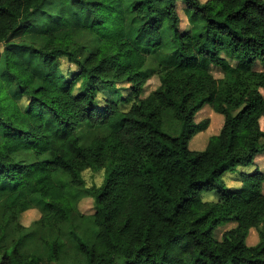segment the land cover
<instances>
[{"label":"trees","instance_id":"16d2710c","mask_svg":"<svg viewBox=\"0 0 264 264\" xmlns=\"http://www.w3.org/2000/svg\"><path fill=\"white\" fill-rule=\"evenodd\" d=\"M127 1L0 0V264H264V230L258 244L246 243L264 226V173L243 174L237 189L223 179L264 152V69H256L264 65V0H181L184 32L180 0H134L133 40ZM50 3L54 11L45 10ZM40 12L46 16L34 23ZM166 24L178 53L142 96L146 51L162 44ZM21 31L29 40L10 43ZM18 50L41 59V83ZM62 58L76 65L73 73ZM123 81L128 97L103 94ZM15 95L27 98L25 107ZM206 104L225 121L204 150H192L191 138L210 124L194 120ZM84 123L108 133L83 145ZM25 152L35 160L16 157ZM88 168L104 169L100 186L86 185ZM214 190L219 199L205 201L202 193ZM34 196L48 209L38 230L55 231L38 242L37 229L17 224ZM86 196L98 209L77 223ZM229 219L237 225L215 239ZM12 222L18 237L7 244Z\"/></svg>","mask_w":264,"mask_h":264},{"label":"rangeland","instance_id":"374dc122","mask_svg":"<svg viewBox=\"0 0 264 264\" xmlns=\"http://www.w3.org/2000/svg\"><path fill=\"white\" fill-rule=\"evenodd\" d=\"M134 0H128L127 1V30L128 35L131 38V40L134 39V36L136 34V31L138 30L140 26V22L136 21L134 18V14L130 12L129 6L132 5V2ZM205 1V0H202ZM53 3H50L46 7V11H54L56 6ZM52 6V7H51ZM178 15H179V22L178 27L181 31H186L189 28V20L186 13V4L183 1L178 2ZM46 14L44 12L38 13L34 18V23H39L44 19ZM33 24V22L31 23ZM161 33L163 36V42L161 45L147 50L146 53L148 55V61L146 66L144 67L145 73L148 75L146 84L143 88L142 96H147L152 91H154L159 85H160V79L157 74V69L159 65L164 63H171L176 58V55L178 53L177 47L175 42L172 39L171 30L169 29L168 25L166 24L162 29ZM26 38L29 40V37L26 36L24 31L19 32L18 34L12 36L9 40L10 43H17L21 41L22 39ZM6 47V44L0 43V72L3 68V50ZM21 57L24 59L25 63L31 67L37 74V80L38 83H41L43 76L46 73V67L43 65L41 59L32 54V52L29 51H23L18 50ZM61 68L65 70V73H73L74 69H76V65L70 63L66 58H62L61 60ZM256 69L262 70L264 69V65L259 63L256 66ZM211 72L216 77H223L224 72L222 69L218 66L213 65L211 67ZM13 89V88H12ZM103 94L110 98V99H123L125 97H128L130 95V84L127 81L120 82L117 88V91H111V90H103ZM16 96V95H15ZM19 103L22 107H25L27 104V98L26 97H19L16 96ZM130 102L127 104H122L124 108H128L130 106ZM205 119H209L210 124L206 131L200 132L197 135L193 136L191 140L189 141V146L192 150L201 151L204 150L207 146V143L211 136L218 134L222 126L224 124L225 118L222 114L217 113L213 110V108L206 104L204 105L194 116L195 122L199 123ZM262 128L264 129V118L261 121ZM108 133V130L105 127L96 128L91 126L89 123L81 124L78 128V134L80 136L81 143L83 145L89 144V142L93 139L94 136L100 134L105 135ZM3 138V132L0 129V142ZM18 159H24L27 162H32L35 160V157L28 153H22L17 154L16 156ZM255 170H260L264 173V152L258 153L252 162H250L247 165H239L237 167V170L232 172H226L223 176V179L226 182V185L232 189L240 188L243 185V174L252 173ZM83 176L86 181L87 186H100L103 183L104 180V169L101 170H93V169H86L83 172ZM263 191H264V182H263ZM202 197L205 201H216L219 199V192L214 191H204L202 193ZM34 207L19 214L17 217V224L20 227L29 229V230H35L37 228V222L40 220V218L48 212V209L44 202L40 200L38 196H34ZM98 207L96 205V200L94 197L86 196L84 197L78 207V212L74 214V219L77 223H80L82 221V215H92L97 211ZM2 224L1 215H0V226ZM237 225L236 221L234 219H229L226 222L218 225V227L214 230V238L217 240H222L223 235L226 231L234 228ZM18 227L16 223L12 222L8 228L7 232V244H9L11 241L16 240L18 237ZM264 230L263 224L259 225L258 227L252 228L247 236L246 243L249 246H254L259 243L261 232ZM55 231L52 230V232L48 229H42L38 230L36 235V241L42 240V238H46L48 236H51V233H54Z\"/></svg>","mask_w":264,"mask_h":264},{"label":"crops","instance_id":"0c3cea01","mask_svg":"<svg viewBox=\"0 0 264 264\" xmlns=\"http://www.w3.org/2000/svg\"><path fill=\"white\" fill-rule=\"evenodd\" d=\"M208 144V143H207ZM206 148V147H205Z\"/></svg>","mask_w":264,"mask_h":264}]
</instances>
